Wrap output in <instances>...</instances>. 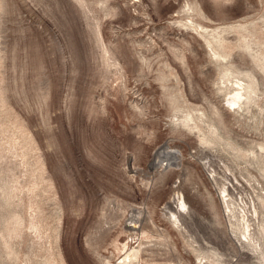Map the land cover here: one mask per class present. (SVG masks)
Here are the masks:
<instances>
[{"label":"rangeland","instance_id":"rangeland-1","mask_svg":"<svg viewBox=\"0 0 264 264\" xmlns=\"http://www.w3.org/2000/svg\"><path fill=\"white\" fill-rule=\"evenodd\" d=\"M132 250L264 264V0H0V264Z\"/></svg>","mask_w":264,"mask_h":264},{"label":"bare ground","instance_id":"bare-ground-1","mask_svg":"<svg viewBox=\"0 0 264 264\" xmlns=\"http://www.w3.org/2000/svg\"><path fill=\"white\" fill-rule=\"evenodd\" d=\"M238 86V85H237ZM235 92V91H234ZM233 93V92H232ZM241 98V96L239 95V92L236 93L229 99L228 98V103L230 106L234 107L236 106V104L238 103L239 99ZM161 155H164V157H162ZM167 156L169 158H171L172 160H176L178 161V158H179V152L177 151H174L172 149H169L168 147L164 146V147H161L160 149H158L155 153V160H153L151 162L150 165L153 166V168H156V167H162L163 169H166L168 168L170 165H174L176 168H177V164H170L171 162H169V159L167 158ZM130 161V159H129ZM160 167V168H161ZM129 169H130V172L133 173V169H131V167L129 166ZM157 169V168H156ZM224 191V189H223ZM176 196V195H174ZM228 196V194H227ZM223 197V195H222ZM173 205H174V209L171 210L169 212V216H170V219H173L172 221L176 224H179L180 223V217L183 213V211H185L186 209V204L183 200V198L179 196H176L175 198H173ZM188 212V211H187ZM137 213V212H136ZM139 214V213H138ZM137 215V214H136ZM184 215V214H183ZM190 215V214H189ZM188 215V216H189ZM133 217V216H132ZM139 218V217H137ZM188 218H191V217H188ZM245 218V216H244ZM132 219V218H131ZM137 221V220H136ZM245 222V221H244ZM183 223V221H182ZM181 224V223H180ZM128 225V224H127ZM174 225V224H173ZM186 225V224H185ZM246 227V225L244 226V228ZM248 228V227H247ZM127 229L129 230H135L136 229V226H133L132 225H128L127 226ZM137 253H138V250H137ZM136 256V251L135 250H132L130 253H128L125 258L123 259L122 261V264H131V259H133L134 257ZM127 261V262H126Z\"/></svg>","mask_w":264,"mask_h":264},{"label":"water","instance_id":"water-1","mask_svg":"<svg viewBox=\"0 0 264 264\" xmlns=\"http://www.w3.org/2000/svg\"><path fill=\"white\" fill-rule=\"evenodd\" d=\"M161 147H164V146H161ZM130 162V161H129ZM153 168V166L152 165H150V169H152Z\"/></svg>","mask_w":264,"mask_h":264}]
</instances>
